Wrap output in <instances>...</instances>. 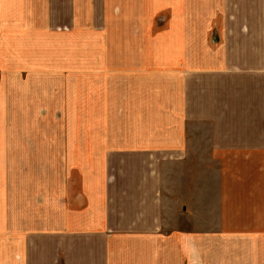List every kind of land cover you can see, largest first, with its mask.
Instances as JSON below:
<instances>
[{
	"label": "crops",
	"instance_id": "obj_1",
	"mask_svg": "<svg viewBox=\"0 0 264 264\" xmlns=\"http://www.w3.org/2000/svg\"><path fill=\"white\" fill-rule=\"evenodd\" d=\"M168 1L0 0V264H264V0Z\"/></svg>",
	"mask_w": 264,
	"mask_h": 264
},
{
	"label": "rangeland",
	"instance_id": "obj_2",
	"mask_svg": "<svg viewBox=\"0 0 264 264\" xmlns=\"http://www.w3.org/2000/svg\"><path fill=\"white\" fill-rule=\"evenodd\" d=\"M168 3H169L168 0H164V1L161 0V5L162 6H167ZM83 15H85L87 17L88 13H84ZM84 19H85V17L83 16L82 20L84 21ZM146 58H147V60L149 58L150 62H151L152 56H151V49L150 48L146 49ZM60 97H62V94L60 95ZM61 106H62V101L60 100V107ZM30 112L32 114V117L34 118V126L31 127L32 128V130H31L32 133H34V134H38L39 133V134H43V135L47 134V135H50V136L54 135V134L63 133L64 126H62V118H63V111L62 110H60V120L55 117L56 116V112L51 113L52 111H48L47 113L46 112L37 113L38 110H32ZM57 120H58L59 124H56ZM3 129H4V127H3ZM3 129H2V131H3ZM7 132H8V130H7ZM28 132H29V130H28ZM33 176L37 177L38 174L37 173H36V175L33 174ZM55 182L56 181L54 179V175L50 174L49 175V184L51 186V187H49L50 188V193H49L48 198H46V200H43V202H42V206L49 205V210H50V207H51L50 204L53 203V202L50 203L51 200L53 199L52 195H53V193L55 194V189L56 188L53 186L54 185L53 183H55ZM38 193L39 192H34V195H37ZM34 203H35V197H34Z\"/></svg>",
	"mask_w": 264,
	"mask_h": 264
}]
</instances>
